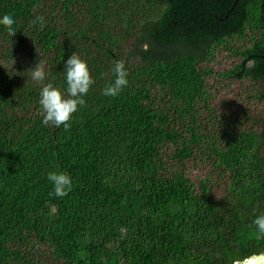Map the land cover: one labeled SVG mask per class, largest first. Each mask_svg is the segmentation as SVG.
Masks as SVG:
<instances>
[{"label":"trees","instance_id":"1","mask_svg":"<svg viewBox=\"0 0 264 264\" xmlns=\"http://www.w3.org/2000/svg\"><path fill=\"white\" fill-rule=\"evenodd\" d=\"M259 254L264 0H0V264Z\"/></svg>","mask_w":264,"mask_h":264},{"label":"rangeland","instance_id":"2","mask_svg":"<svg viewBox=\"0 0 264 264\" xmlns=\"http://www.w3.org/2000/svg\"><path fill=\"white\" fill-rule=\"evenodd\" d=\"M231 57H228V54L226 52L223 53H219L216 54L214 59L211 61V65L214 68V70H223L227 67H230L231 64L233 63V61H231ZM209 84L211 86H213V91L216 89L217 95H216V99L220 100L221 98L223 99H228L231 96V92L235 91L237 88V85H235V82H229L227 84L225 83H219V84H215L213 83V81H209ZM190 166V170H191V174L194 177H198L201 176L203 173L202 171L193 165H189ZM41 260H43V258H40ZM46 263H49V260L46 259Z\"/></svg>","mask_w":264,"mask_h":264},{"label":"water","instance_id":"3","mask_svg":"<svg viewBox=\"0 0 264 264\" xmlns=\"http://www.w3.org/2000/svg\"><path fill=\"white\" fill-rule=\"evenodd\" d=\"M234 264H264V254L252 255Z\"/></svg>","mask_w":264,"mask_h":264}]
</instances>
